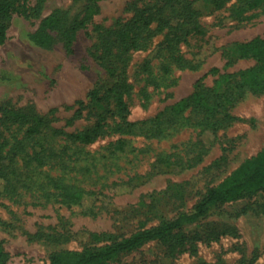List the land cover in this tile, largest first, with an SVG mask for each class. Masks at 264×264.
Returning <instances> with one entry per match:
<instances>
[{
	"label": "rangeland",
	"instance_id": "1",
	"mask_svg": "<svg viewBox=\"0 0 264 264\" xmlns=\"http://www.w3.org/2000/svg\"><path fill=\"white\" fill-rule=\"evenodd\" d=\"M219 1L18 0L0 44L5 264H50L55 254L102 248L155 226L188 211L264 148V92L237 98L228 107L229 124L216 129L198 126L199 116L187 110L183 125L144 134L150 120L189 95L200 77L205 87L215 86L218 73L209 71L222 69L223 53L235 42L264 36L262 6L239 14L244 0L218 7ZM191 10L204 34L155 53L167 32L154 34L158 21ZM149 16V30L139 29L140 46L124 52V24ZM180 57L195 66L178 64ZM253 64L236 59L227 71ZM119 78L130 85L123 95L127 120L146 122L132 133L114 130L121 118L110 89ZM93 89L98 103L90 101ZM97 113L105 116L103 134L89 143L69 138L92 129ZM58 177L83 189V196L72 200ZM104 264H264V190L215 203L168 242H144Z\"/></svg>",
	"mask_w": 264,
	"mask_h": 264
},
{
	"label": "trees",
	"instance_id": "2",
	"mask_svg": "<svg viewBox=\"0 0 264 264\" xmlns=\"http://www.w3.org/2000/svg\"><path fill=\"white\" fill-rule=\"evenodd\" d=\"M225 0H220L218 7L224 4ZM18 0H0V44L6 39L5 20L9 17ZM216 2V1H215ZM262 6L264 9V0H244V5L240 8L239 14L250 9ZM194 11H190L184 17L162 18L155 27V33L167 29L163 41L157 45L156 53L160 49H173L177 43L186 42L187 36L191 34H204L199 24L193 20ZM143 23H139V20ZM152 16L135 18L124 24L121 31L123 36L129 38L124 42L123 51H128L131 47L140 46L138 43L141 38L140 28H146L153 20ZM187 26V27H186ZM134 28V29H133ZM72 31L74 28H71ZM143 31V30H142ZM42 38V35H39ZM225 63L222 69L213 68L209 73H218L215 80V86L205 87L201 81L203 77L197 80L195 89L187 96L179 99L170 106H165L150 123L153 125L145 129V135L148 137L161 135L167 127L174 125H183L188 117L184 112H195L199 116L196 124L200 127L211 124L214 129L224 123L229 124L232 119L228 112V107L237 98L246 93L264 92V36H255L249 40L237 41L233 44L231 53H223ZM148 59V58H147ZM236 59H253L254 64L248 68L229 72L227 69ZM178 64L184 62L193 68L190 61L176 58ZM167 70V68H165ZM225 84L220 90L221 84ZM130 87L124 78L116 80L110 89L111 98L114 99L116 112L121 118L114 130L120 133H132L135 126L145 125L146 122H131L127 120L129 108L124 99V92ZM90 101L98 103L101 98L98 95V89H93L89 94ZM39 120V119H38ZM105 116L103 113H97L96 122L92 129L81 131L76 134H69V138L80 143H89L104 133ZM161 126V127H160ZM29 131L35 130L29 128ZM118 141V140H117ZM58 186L69 188L67 193L72 200H79L83 196V189L77 186L69 187L63 184V178L58 177ZM66 189V188H65ZM264 190V148L255 156L246 159L237 166L228 176H226L217 185L208 188L203 196L192 205L186 212H180L171 218L161 221L155 226L144 228L130 235L129 237L111 243L98 249H84L81 251H67L55 254L51 257L50 264H104L115 258L119 253L128 252L144 242L151 240H160L168 242L173 233L185 225L192 224L205 216L211 205L215 203H225L237 200L246 193H254ZM8 255L0 244V264H5Z\"/></svg>",
	"mask_w": 264,
	"mask_h": 264
}]
</instances>
